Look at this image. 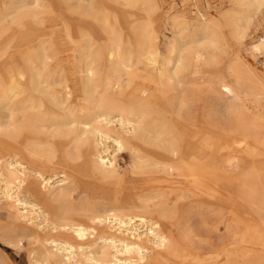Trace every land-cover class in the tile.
<instances>
[{"label": "bare ground", "instance_id": "6f19581e", "mask_svg": "<svg viewBox=\"0 0 264 264\" xmlns=\"http://www.w3.org/2000/svg\"><path fill=\"white\" fill-rule=\"evenodd\" d=\"M260 1L178 12L161 45L146 0H0V240H26L31 264H245L243 243L264 247V80L238 57L220 71ZM123 151L144 188L125 191Z\"/></svg>", "mask_w": 264, "mask_h": 264}, {"label": "rangeland", "instance_id": "374dc122", "mask_svg": "<svg viewBox=\"0 0 264 264\" xmlns=\"http://www.w3.org/2000/svg\"><path fill=\"white\" fill-rule=\"evenodd\" d=\"M56 1H58L62 6L64 5V0ZM234 4V0H187L186 2L182 0H146V3L142 7V9H146L148 12H150V18L158 28L159 36L161 39L160 42L161 45H163L167 38L171 37L170 26H167L166 21L176 15L178 12H184L191 18H193L194 16L198 18H201L202 16L205 18H219L222 14H225L226 12L230 11L231 8H233ZM248 7L250 14L252 15L251 17L253 19H251L247 32V37L241 45L237 44V42L235 41L232 42L229 53L221 61L220 71L226 72L227 68L229 66H234L236 64V60L240 58L243 62H247L255 70L256 74L264 80V54H257L254 56V54H252L251 52L252 46H257V49H259V43L264 41V0ZM57 39L60 44L62 56L64 57V59H68V57L71 55V50L67 48L66 39L64 35L59 33ZM260 52L261 51L259 50L258 53ZM117 157V165L119 167L121 175H123L124 177H126L127 180H129V185L126 186L127 189L125 191L129 192L130 190L134 191L144 188V186H146V182L143 180V178L146 177L135 178L131 173L132 158L129 152H119V154L117 153ZM254 161L252 160L253 164L260 166L264 170V157L255 158ZM88 172L81 169L80 176L85 181L84 184L88 188V194L90 195V197L94 199H99V196L104 195V193H106L107 195V193L109 192V188H107L108 186L99 182L95 183L96 181L91 179ZM7 224L8 216L6 215V212L0 211V227H4ZM2 234L4 235V233ZM223 235L224 230H222L220 233L211 234L209 241L211 242V245L214 246V248H220V241L223 240ZM177 238L181 243L183 242L180 236H177ZM21 244L22 245L19 249L0 240V249H2V253L5 255L4 257L6 259L7 264H31L29 253L33 250V247H31L26 240L24 241V239L21 240ZM241 247L242 251L244 250V254L247 255L248 253H250L248 254V258L245 260V264H253L255 260L259 258H262L261 264H264V247L254 245L249 242L243 243ZM253 258L256 259L254 260Z\"/></svg>", "mask_w": 264, "mask_h": 264}]
</instances>
